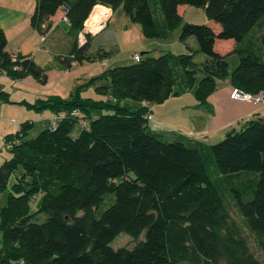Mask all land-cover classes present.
Masks as SVG:
<instances>
[{
    "label": "trees",
    "instance_id": "obj_1",
    "mask_svg": "<svg viewBox=\"0 0 264 264\" xmlns=\"http://www.w3.org/2000/svg\"><path fill=\"white\" fill-rule=\"evenodd\" d=\"M154 1L152 6L151 0H37L31 22L42 34L50 19L67 8L76 36L75 62L90 59L91 37L82 49L77 38L96 5L122 9L151 40L165 39L178 28L186 6L203 9L210 22L182 27L180 39L195 38V53L141 56L139 63L94 79L108 81L96 91L112 101L85 99L80 86L71 99L51 97L29 106L55 114L77 109L91 121L77 137L73 130L81 119L68 118L56 132L49 128L29 139L25 125L6 138L11 157L0 166V196L8 192L0 214V264H264L251 253L206 162L210 153L219 175L259 174L245 196L236 189L234 198L264 251L260 113L212 145L153 131L148 123L149 104L191 90L200 106H208L220 80L230 81L231 93H264V0ZM228 41L234 49L221 52L218 43ZM6 46L0 32V68L14 78L32 75L46 84L45 71L30 60L14 71ZM199 52L207 57L204 63L195 62ZM234 54L239 64L229 71L228 58ZM130 102L143 106L135 109ZM109 195L115 200L106 202ZM121 234L134 238L135 246L112 248Z\"/></svg>",
    "mask_w": 264,
    "mask_h": 264
},
{
    "label": "crops",
    "instance_id": "obj_2",
    "mask_svg": "<svg viewBox=\"0 0 264 264\" xmlns=\"http://www.w3.org/2000/svg\"><path fill=\"white\" fill-rule=\"evenodd\" d=\"M36 7L37 0H0V32H4L7 38L5 52L9 56L17 54L22 60L34 62L45 71L47 76L46 84H42L32 75L22 79L14 78L0 68V166L6 159L4 154L8 153L6 138L18 134L25 125L29 126L28 134L32 130L31 127H34V121L49 125L54 118L55 113L52 110L36 111L31 109L30 105H36L51 97L71 99L72 92H76L77 88L94 81L104 73L89 74V78L83 77L82 73L72 76L71 68L75 61H72L71 53L76 36L70 23L65 20L63 9L50 19L47 32L42 34L31 22ZM115 12L113 11L106 26L91 36L88 57L96 56L99 59L109 60L112 56L106 49L111 44H117L116 31L110 27ZM122 17L127 16L122 14ZM134 27L139 29L140 26L134 23ZM218 44L223 53L234 49V43L231 41ZM146 47V44L136 46L134 53L144 49L149 51ZM147 53L149 54L143 52L141 56ZM76 84L78 87L75 86ZM217 86V91L208 98V106H200L191 91L172 97L163 104H156L153 107L149 104L151 111L148 118L149 127L153 131L165 134L182 136L185 133L189 136L184 137L208 145L206 142L211 138L224 137L232 129H237L236 126L240 125V128L245 122L254 120L261 112V108L252 103L232 100L229 80L224 81L222 86L219 84ZM108 97L110 96L97 93L95 98L89 99L112 101L111 97ZM130 104L132 106L136 103L130 102ZM138 104L139 108L143 106L141 103ZM94 114L97 116L100 112ZM186 114L191 117L184 124V121H187ZM194 119H196V128L193 126ZM172 120H176L181 126L185 125L189 130L184 129V126L183 128L173 126Z\"/></svg>",
    "mask_w": 264,
    "mask_h": 264
},
{
    "label": "rangeland",
    "instance_id": "obj_3",
    "mask_svg": "<svg viewBox=\"0 0 264 264\" xmlns=\"http://www.w3.org/2000/svg\"><path fill=\"white\" fill-rule=\"evenodd\" d=\"M152 1V6H154V0ZM123 10L118 9L115 12V16L113 17L110 27L114 28L116 31V45H109L106 49L109 53H111V57L108 59L102 58L99 59L96 56H91L90 59L85 60L82 64L80 62H74L73 66L71 68L72 71V76L74 75H84L83 77H88L90 75H96V74H102L103 72H106L109 69L115 68V67H121V66H129L132 64H135L133 56L135 55L134 50L135 47L142 46V44H146L149 51H146L145 49L143 51H139V54L143 52H149L148 55H143V59L146 58L147 56H151L154 58H158L166 53H172L175 55H182V54H187V53H195L198 50V44L195 38H189L186 41H182L180 39V34L182 31V27L186 23L190 24H206L210 22L206 16V13L203 9L201 8H196V7H190L186 6L181 9V14L183 17L182 24L176 28L173 32L169 34V36L165 39H154L151 40L147 38L141 27L139 29H134V23L131 21L129 17H122ZM63 28V27H62ZM118 33V34H117ZM139 43L138 45H136ZM136 45V46H135ZM137 49V48H136ZM207 60V57L202 54V53H196L195 54V62L196 63H204ZM228 63H229V71H234L238 64H239V56L238 54L230 55L228 58ZM91 77V76H90ZM198 78H201V74L198 75ZM227 80H220L218 81L217 84L222 86V83ZM93 86H87L88 83L84 84L83 88H81L83 98H95L97 96V91L96 88L99 86H104L107 85L106 81L103 80H98L94 81ZM84 82H82L83 84ZM92 85V84H91ZM75 86L78 87L76 84ZM80 86V85H79ZM82 86V85H81ZM219 86V87H220ZM78 89V88H77ZM77 92V91H76ZM75 91L72 92V96L76 93ZM191 94L193 96L195 95V90H191ZM108 96V95H107ZM70 98V96H69ZM68 100V99H64ZM156 104H151V107L155 106ZM133 108L137 109L139 108V104L136 102V104H133ZM201 111V110H200ZM95 113V112H94ZM93 113V114H94ZM195 114V112L193 113ZM191 116L189 114H186V120L184 121V124L188 122V119ZM91 119L88 118L86 120H81L79 121L73 130V137L79 136L80 132L83 129V126L86 124H90ZM194 128H196V119H194ZM34 127H31V131L28 133V138L29 139H34L37 136L41 134L42 131H45L50 128L49 125L51 124H40L36 123L34 121ZM171 124L173 126H184V129L189 130L188 128L185 127V125H180L176 122V120H172ZM240 125L236 126L238 130ZM183 128V127H182ZM189 128H191L189 126ZM179 132V131H178ZM180 133V132H179ZM183 136H189L184 133ZM226 136V135H225ZM224 137L221 138H211L208 142H206L208 145L212 144H217L224 140ZM4 156L6 158L11 157V153H5ZM6 160V159H5ZM206 162L208 165V168L210 169L211 174L213 175V181L219 190V192L222 194L225 205L228 209L229 214L231 215L232 219L238 224V226L242 230V234L244 237H246L247 242H248V247L251 251V253L259 259L262 263H264V251L262 250L257 235L250 231L248 227L245 224V221L243 217L241 216L239 209L237 207L236 201H235V196H234V190L238 189L243 193V196L246 195V188L249 186L252 181H255L258 179L259 174L256 172H241L237 174H232V175H219L216 171L215 168V163L214 159L211 156L210 153L206 155ZM110 199L115 200V198L111 195L106 197V202H109ZM249 198H245V200H248ZM8 200V192L3 193L0 196V214H1V209L6 206ZM35 204H32L33 210H35ZM0 228H1V218H0ZM1 230V229H0ZM146 233H144L143 237L145 238ZM142 237V238H143ZM136 244V241L134 238L126 235V234H121L113 243H112V248L115 250L119 249L120 247H125V248H133ZM180 264H190L189 262H182Z\"/></svg>",
    "mask_w": 264,
    "mask_h": 264
},
{
    "label": "built area",
    "instance_id": "obj_4",
    "mask_svg": "<svg viewBox=\"0 0 264 264\" xmlns=\"http://www.w3.org/2000/svg\"><path fill=\"white\" fill-rule=\"evenodd\" d=\"M97 9L99 10L98 12L102 13L103 18L100 21H91L88 23V20L90 19L91 14L95 12ZM67 12H68L67 8H63V13H64L66 21H68L66 17ZM91 14L89 18L86 20V22L84 23L83 29L78 34L77 42H78L79 49H82L87 45L89 37L95 35L97 31H99L102 27L106 26V24L108 23V21L111 19L113 15V10L112 8L108 6L96 5L94 9L92 10ZM43 40H45V38ZM10 58H11V62L14 64V71L20 70L22 67L20 65L22 63V58L17 54L11 55ZM133 59L137 63L141 62L142 60L141 55L139 53H136L133 56ZM231 99L235 101L249 102V103H252L260 107L261 108L260 117L264 120V93L263 92L257 95H251L248 93H244L238 89H234L231 93ZM68 118H76V119H81V120L85 119L82 113L77 109L71 112H65V111L60 112L58 114H55L54 118L51 121L50 129L52 130V132H56L59 128L61 121L68 119Z\"/></svg>",
    "mask_w": 264,
    "mask_h": 264
},
{
    "label": "bare ground",
    "instance_id": "obj_5",
    "mask_svg": "<svg viewBox=\"0 0 264 264\" xmlns=\"http://www.w3.org/2000/svg\"><path fill=\"white\" fill-rule=\"evenodd\" d=\"M99 10L97 9L95 12H93L90 16V19L88 20V23L91 21H100L102 17V13L98 12Z\"/></svg>",
    "mask_w": 264,
    "mask_h": 264
}]
</instances>
